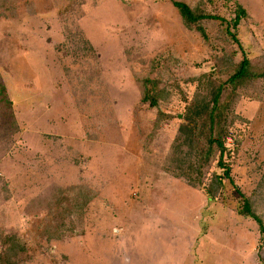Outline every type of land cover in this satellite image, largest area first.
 <instances>
[{"label":"rangeland","instance_id":"rangeland-1","mask_svg":"<svg viewBox=\"0 0 264 264\" xmlns=\"http://www.w3.org/2000/svg\"><path fill=\"white\" fill-rule=\"evenodd\" d=\"M170 1L181 0H21L16 18H0V84L17 125L3 141L0 132V231L28 240L18 264H264V233L236 209L239 193L264 224L262 83L236 93L244 122L231 130L239 150L222 200L162 169L198 79L221 78ZM232 1L254 23L238 28L237 59H256L264 0ZM206 26L213 36L217 23ZM167 50L179 64L167 59L154 77L172 96L152 110L134 75ZM80 184L97 197L40 229L46 210L35 205Z\"/></svg>","mask_w":264,"mask_h":264},{"label":"trees","instance_id":"trees-1","mask_svg":"<svg viewBox=\"0 0 264 264\" xmlns=\"http://www.w3.org/2000/svg\"><path fill=\"white\" fill-rule=\"evenodd\" d=\"M20 1L0 0V18H5L7 14L11 18H16V6ZM216 1L222 3L224 11L228 14L227 18L224 15H214L210 10L215 3L214 0L170 1L180 17L184 30L197 35L204 45L211 47L213 51L211 71L221 75V78L203 76L198 79L200 85L180 119V128L162 165L166 174L177 181H185L190 188L205 195L208 201L222 200L226 183L232 185L230 169L239 150V142L230 141L231 130L238 122H244L234 113L239 99L236 93L249 85L256 83L264 85V55L252 60L241 54L243 57L238 60L239 50L233 49L234 42L238 43L237 31L241 22L253 25V20L238 2ZM230 4L232 5L229 6ZM25 5L28 8L32 6L28 2ZM211 22L217 23L213 36L208 34L206 26ZM167 59L179 64L178 59L167 50L153 58L141 75H134L140 90V102L152 110L157 109L160 103L169 102L172 96L165 83L154 77L158 70L166 68ZM160 116L164 117L159 115L157 118ZM165 116L170 119V116ZM0 123H4L0 127L3 134L1 141L17 133L11 103L5 87L1 84ZM209 168H212V171L209 180L205 181ZM97 195V192L82 184L56 189L50 199L34 207L46 210V219L40 225V229L47 227L56 212L69 216L74 213L79 215ZM238 196L237 213L252 220L259 231L264 233V224L253 212L250 201L239 193ZM2 234L0 231V264H18L19 258L27 252L28 240L20 233L9 236Z\"/></svg>","mask_w":264,"mask_h":264}]
</instances>
